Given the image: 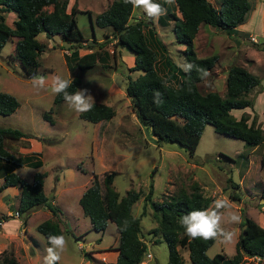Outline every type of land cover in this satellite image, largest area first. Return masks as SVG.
Wrapping results in <instances>:
<instances>
[{
    "label": "rangeland",
    "instance_id": "rangeland-1",
    "mask_svg": "<svg viewBox=\"0 0 264 264\" xmlns=\"http://www.w3.org/2000/svg\"><path fill=\"white\" fill-rule=\"evenodd\" d=\"M67 1L66 11L71 7L76 9L74 20L84 41L77 44V50L83 53L97 50L101 45L100 57L103 60L96 61L92 68L82 71L68 69L65 55L69 48L57 36L46 38L43 33L37 35V40L45 45L37 58V71L44 74L38 73L35 77L25 76L15 58V38L5 40L0 47V91L10 93L18 102L14 112L0 115V128L17 129L41 138L43 143L42 153L38 155L41 160L39 166L32 169L22 165L15 168L14 173L28 183L35 171L45 174L43 193L48 200H54L52 205L57 209L52 215L44 206L35 207L26 222L20 213L17 217H8V224L0 227V254L12 253L20 264H112L118 241L115 224L109 221L102 233L94 230L78 205V193L81 194L91 183L93 175H96L103 191L102 178L112 172L111 185L118 197L129 189L139 192V199L132 204L131 211L139 218L140 237L150 254L149 257L144 256L140 264H165L167 261L166 245L149 234L157 226L152 210L143 200L149 184L153 201L179 191L189 193L193 185H197L210 202L186 233L190 236L200 225L213 221L217 231L206 254L212 257L222 253L231 257L243 216L264 227V198L260 196L264 186V0H248L249 11L237 26L241 32L228 35L223 30L200 23L192 41L196 57H217L197 84L201 93L214 91L223 96L226 70L233 64L244 67L259 78V86L247 94V98L252 99V106L234 109L230 113L235 118L245 113L249 121L254 120V125L262 130V142L255 147L248 146L243 140L217 133L210 124H206L191 155L174 143L158 145L150 130L142 126L133 114L124 86L127 76L133 79L140 72L127 70L117 57L111 30L97 27L93 20L95 13L104 10L110 1ZM209 1L214 6L218 4L217 0ZM149 4L156 2L134 0V14L142 16L143 6L150 9ZM168 5L174 9L172 0ZM50 9L51 6L46 7V10ZM143 16V22L151 26L153 17ZM3 19L12 26L15 16L3 13ZM172 25L173 22L160 29L156 23L153 30L170 60L182 66L183 46L175 42ZM72 77L80 79L75 93L54 104L55 86ZM92 102L111 106L114 115L96 123L77 115ZM43 113L53 119L52 124L43 117ZM32 157H29L31 161ZM38 158L36 156L35 160ZM81 187H84L82 191ZM10 201L2 215L5 211L11 214L15 211L17 197ZM59 207L66 211L63 210L58 217ZM45 219L61 224L60 235L50 245L35 228ZM18 221L21 222L19 225L15 223ZM177 249L184 264H191L187 250L178 246ZM83 253L87 254V263ZM241 264L254 263L244 258Z\"/></svg>",
    "mask_w": 264,
    "mask_h": 264
},
{
    "label": "trees",
    "instance_id": "trees-1",
    "mask_svg": "<svg viewBox=\"0 0 264 264\" xmlns=\"http://www.w3.org/2000/svg\"><path fill=\"white\" fill-rule=\"evenodd\" d=\"M217 1L215 7L208 0H172L173 11L168 7L165 10L164 16L173 22L171 31L175 42L183 46L182 66L170 60L163 43L151 27L141 20L128 21L133 0H112L93 19L97 27L111 30L116 46L125 47L133 55V66L127 70L140 73L133 79L127 77L124 94L138 122L150 130L158 145L174 143L187 150L189 155L193 153L206 124H210L217 133L243 140L248 146L255 147L262 142V130L254 125V120L249 121L245 113L238 118L230 113L234 109L243 110L252 106V99L247 98V94L259 86L258 77L244 67L233 64L226 70L223 96L214 91L201 93L197 88L217 58L215 55L203 58L195 56L192 40L199 24L223 30L228 35L236 34L241 32L237 26L243 22L250 8L248 0ZM66 4L67 0H0V47L5 40L15 38L14 56L25 76L35 77L39 73L37 58L45 47L36 38L40 33L46 38L57 36L67 44L69 53L65 55V64L68 69H90L96 61L103 60L100 57L101 45L97 50L78 55L77 44L84 41L74 20L76 9L71 7L66 12ZM47 6H51L49 11L46 10ZM3 13L15 16L12 26L4 22ZM79 83L77 77L58 83L53 103L71 97ZM17 107L18 102L13 95L0 91L1 116L11 114ZM113 115L111 106L92 102L78 116L96 123L108 120ZM43 117L52 124L47 113H43ZM23 136L24 133L17 129L0 128V161L6 163L0 190L9 185L18 188L17 211L26 222L35 207L44 206L51 214H55L57 209L43 193L45 174L33 173L28 183L13 172V167L30 159L11 155L4 149L3 139ZM28 163L33 167L40 164L38 160ZM113 175L110 172L102 178L103 191L96 175H93L91 183L79 196L78 205L94 230L102 233L109 221L115 224L118 232L117 255L112 264H140L147 253L146 244L140 237L139 218L131 211L132 204L139 199V192L129 189L118 197L111 185ZM151 192L149 184L143 200L157 222L149 234L166 245L165 264H184L177 246L187 250L191 264H241L245 257L264 256V227L246 216L240 222L231 257L222 253L207 256L206 249L213 243L217 231L213 221L200 225L193 234L187 235L191 222L201 215L210 202L197 185H193L189 193L179 191L159 201L151 200ZM260 196L264 198V186ZM7 218L0 215V222ZM36 231L43 235L48 245L60 235L58 223L51 219L38 223ZM33 244L36 245L35 242ZM0 264L20 263L12 253L3 252L0 254Z\"/></svg>",
    "mask_w": 264,
    "mask_h": 264
},
{
    "label": "crops",
    "instance_id": "crops-1",
    "mask_svg": "<svg viewBox=\"0 0 264 264\" xmlns=\"http://www.w3.org/2000/svg\"><path fill=\"white\" fill-rule=\"evenodd\" d=\"M73 2V0H70V2ZM107 1H112V0H106L105 3H107ZM148 1H155L156 4H149L150 6V9L148 8V6H143V9L141 10V13H142V16H138L137 14L135 15L134 12H133V9H134V5L132 3V11H131V14H130V17L128 19L129 22H132V21H138V20H141V21H144V16L143 15H148L150 18L153 17L151 21V26L147 25L148 27H151L152 29L154 25H156V23H158V26L160 27L161 29V26H169L171 25L172 23V19L171 18H166L164 16V14H166V9L168 7V9H170L171 11L172 10V5H168V2H170V0H148ZM209 1V0H208ZM68 2V1H67ZM134 2V0H133ZM165 2V4H164ZM210 2V1H209ZM167 3V4H166ZM211 3V2H210ZM218 5V4H217ZM216 5V6H217ZM101 6V4H100ZM215 6V7H216ZM66 7H67V4H66ZM70 8V7H69ZM80 8L77 7V10H79ZM145 9V10H144ZM70 10V9H69ZM86 11H88V13L90 12L89 9H85ZM102 10H100L101 12ZM249 11V10H248ZM66 12H69V11H66ZM97 13H95L96 15ZM175 14H177L179 16V14L177 13V11L175 12ZM75 15V14H74ZM90 23H91V20H89ZM239 26V25H238ZM239 27H237L238 29ZM103 29V28H102ZM240 29H238L239 31ZM241 31V30H240ZM157 32V31H156ZM158 33V32H157ZM193 41V40H192ZM114 42V41H113ZM96 48V47H95ZM123 47H118L116 46L115 47V50L118 51V59L120 62H122L123 64H125L127 66V68H130L133 66V55L129 53V51L127 49H125L124 51L122 50ZM79 51V50H78ZM89 52L88 50H86V52H83V53H80V51L78 52V55H82L84 53H87ZM124 53V54H123ZM112 56H113V48H112ZM178 65V64H177ZM44 74V73H43ZM54 76V75H53ZM128 77V76H127ZM54 80V78H53ZM49 81H52V80H49ZM56 83V82H54ZM56 87V86H55ZM79 115V113L77 114ZM53 121V119H52ZM25 136L23 137H20L18 139H9V138H5L3 139V145H4V149L6 151H8L11 155H14L15 157H21V158H26V157H30V156H33L32 157V161H28V162H34L36 161L35 158L37 156L38 158V155L40 153H42V149H43V143H42V140H40L41 138L39 137H33V136H30V135H26L24 133ZM154 138V137H153ZM7 142V143H6ZM8 144V145H7ZM16 153V154H14ZM17 155V156H16ZM38 161H41L39 158L37 159ZM28 162H24L23 164H21L20 166L18 167H21L22 165L24 166H28V167H31L32 169H36V167H33V166H30V164ZM5 166H6V163L3 162V161H0V185L2 184L3 182V178H2V175H3V169H5ZM18 167H13V172H14V169L15 168H18ZM35 172H39V171H35ZM34 172V173H35ZM16 174V173H15ZM17 175V174H16ZM2 178V180H1ZM32 179V178H31ZM87 183V182H86ZM83 186V185H82ZM84 189V187H81V191ZM18 188L16 186H13V185H9V186H5L4 188H2L0 190V215H2V211L5 210L6 206H7V203H10L12 199H15V197H17V201H16V209L15 211H17V205H18ZM80 192V191H79ZM81 194L78 193V198ZM53 201H51V203H53ZM60 213L58 214V217L59 215H62V213L64 211H66L65 209L63 208H60ZM48 210V209H47ZM64 210V211H63ZM49 211V210H48ZM14 213V212H13ZM13 213L11 214L10 212L8 211H5V215L10 217L13 216ZM32 212H30L31 214ZM29 214V215H30ZM10 215V216H9ZM53 215V214H52ZM29 217V216H28ZM52 220V219H51ZM43 221V220H42ZM55 221V220H53ZM9 221L5 220L3 222H1L0 224V227L4 226L5 224H8ZM57 222V221H56ZM16 224H20L21 222L18 221V222H15ZM40 223V222H39ZM58 223V222H57ZM192 223V222H191ZM191 225V224H190ZM1 227V228H2ZM58 227L59 229L61 228V224L58 223ZM190 227V226H189ZM36 228V227H35ZM61 231V230H60ZM0 240H2L0 238ZM114 253H115V258H116V255H117V245L114 249ZM86 253H83V257H84V262H88V259ZM86 257V259H85ZM115 261V260H114ZM114 263V262H113Z\"/></svg>",
    "mask_w": 264,
    "mask_h": 264
},
{
    "label": "built area",
    "instance_id": "built-area-1",
    "mask_svg": "<svg viewBox=\"0 0 264 264\" xmlns=\"http://www.w3.org/2000/svg\"><path fill=\"white\" fill-rule=\"evenodd\" d=\"M13 216H18V213L15 211L13 213ZM1 224V222H0ZM146 257H149L150 254L146 253L145 254ZM247 258L249 261H252L254 264H264V256L260 257V256H252V257H245Z\"/></svg>",
    "mask_w": 264,
    "mask_h": 264
},
{
    "label": "clouds",
    "instance_id": "clouds-1",
    "mask_svg": "<svg viewBox=\"0 0 264 264\" xmlns=\"http://www.w3.org/2000/svg\"><path fill=\"white\" fill-rule=\"evenodd\" d=\"M15 212V211H14ZM17 213H18V211H16ZM10 216V215H9ZM18 216H19V213H18ZM15 217H17V216H15Z\"/></svg>",
    "mask_w": 264,
    "mask_h": 264
}]
</instances>
